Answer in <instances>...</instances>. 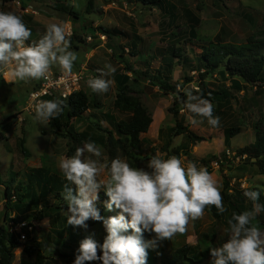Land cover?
<instances>
[{
    "label": "rangeland",
    "instance_id": "obj_1",
    "mask_svg": "<svg viewBox=\"0 0 264 264\" xmlns=\"http://www.w3.org/2000/svg\"><path fill=\"white\" fill-rule=\"evenodd\" d=\"M19 1L24 2V6L16 1L3 3L0 0V11L12 12L19 16L31 30L32 35L25 42L26 46L37 42L50 23L63 24L71 33L66 39L72 36V30L79 33L84 31L86 34L85 42L70 43V50L76 52L78 57L73 63L72 71L86 69L81 87L91 98V103L89 110L81 118L71 120V132L80 134L93 127L95 122L106 130H113L114 124L123 117L113 108L120 73L129 76L128 86L138 95L150 114L152 123L147 133L140 135L139 150L126 145L125 151L116 148L115 153L111 155L109 145L104 139L105 134L94 127L96 130L92 131L94 137L98 136V133L103 135L102 140L94 138L92 141L101 149L103 153L101 159L111 161L120 158L126 160L132 167L144 168L154 155H163L164 158L175 155L185 164L187 161H193L198 167H207L220 186V191L224 190V182H227L229 188L258 190L264 197V175L254 160H247L245 155L237 154V150L254 142L255 126L264 123V83L256 86L241 83L242 89L237 91L231 84L234 78L222 76L217 72L207 75L205 81L208 87L226 95L223 101L212 103L213 115L220 118V126L213 128L206 119L189 112L185 104L179 109L177 117H174L169 108L177 95L160 90L142 74L146 69L152 75L159 72L170 83L176 85L178 92L185 89L194 92L198 89L201 73L195 61L201 52L200 46L216 37L224 43H245L250 35L264 29V0H165L167 6L174 7L176 21L173 22H169V15L164 17L158 9L144 6L137 0H92L93 13L85 12L88 0ZM56 1L73 7L79 13V18L75 20L67 14L53 10L51 5L57 3ZM192 24L197 25V37L191 41L188 33ZM99 28L108 30L116 28L125 36H112L108 39L98 30ZM74 45L77 48H74ZM178 47L183 50V58L180 61L178 58H172V63L169 64L172 49ZM108 64L116 69L114 74L103 77L112 81L109 90L104 93L92 92L87 81L101 76V70ZM164 68H169V72L162 70ZM58 69L54 66L51 71ZM128 69L138 74L133 75ZM3 74L8 81L7 71L1 70L0 223L5 212L6 186H10L12 190L20 183L22 185L20 193H25L28 190L29 172L40 167L47 168L51 173L64 178L58 168L60 160L75 155L77 148L89 142L74 141L67 134L58 136L50 120L37 121L35 112L25 110L28 95L37 88L40 80L6 83ZM188 77L192 81L186 82L185 78ZM64 114L63 109L62 120L65 119ZM18 115L21 119L17 118ZM192 118L198 123L191 124ZM176 122H180L182 126L205 140L193 144L186 141L182 135H175ZM228 128H239V131L225 141L224 130ZM22 137L29 153L27 157L20 152L19 139ZM89 155L85 153V157ZM204 161L209 162L207 166H204ZM32 188H35V185H32ZM11 199L14 202L13 196ZM39 204L37 209L29 205L28 212L21 217L14 211L7 212L8 220L21 218L22 220L16 222L24 221L32 226L31 231L26 230V240L13 250L11 264H38L36 262L38 254L43 257L42 264H73L68 258L60 257L56 251L59 249L62 252H69L74 244L81 242L75 240L70 243L65 233L62 237L57 236L56 230L65 229L63 226L67 224V215L64 216V221L62 218L59 219L61 216L53 214L41 222L33 219L27 221L29 218L27 215H33L40 210L41 201ZM252 208L253 203L250 201L245 211ZM111 213L112 210L107 211L103 217L108 218ZM219 215L221 218L217 221L206 206L203 217L190 221L184 234H176L171 240H160L157 243L159 255L186 244L194 246L197 251L205 249L211 243L214 247L221 246L228 237L226 231L228 219L226 211ZM262 220L264 221V211L256 215L253 223L260 229L261 239H264V225H258ZM89 222L90 220L86 221ZM81 235L83 239L92 238L102 244L107 232L103 222H99L93 226L89 225ZM23 247L35 248L36 254L31 257L23 254ZM211 260V256H208L201 264H211Z\"/></svg>",
    "mask_w": 264,
    "mask_h": 264
},
{
    "label": "clouds",
    "instance_id": "obj_2",
    "mask_svg": "<svg viewBox=\"0 0 264 264\" xmlns=\"http://www.w3.org/2000/svg\"><path fill=\"white\" fill-rule=\"evenodd\" d=\"M31 35L19 16L0 11V70L7 71V82L48 79L54 66L71 74L78 57L70 50L66 36L71 33L63 24H48L39 40L26 46ZM115 71L112 65H105L101 76L87 81L88 87L94 93L107 92L112 81L103 77ZM183 91L189 112L206 119L213 128L220 126V118L213 115L209 100L191 90ZM63 104L64 100L59 98L39 101L34 105L35 119L49 121L58 117L63 113ZM190 123L195 125L198 121L192 118ZM85 153L90 155L85 157ZM102 155L95 142L89 141L58 164L67 181L62 194L67 205V224L86 228L89 219L102 221L107 232L100 245L92 238L83 239L73 264L97 260L101 264H147V249L151 245L184 234L190 221L203 217L206 206H214L219 214L226 211L217 181L193 161L185 164L175 155H154L144 168H139L120 158L103 160ZM100 190L108 198L105 208L119 210L116 216L100 215L96 207ZM243 195L253 203V208L232 213L227 220V239L221 246L209 248L211 264H264V239L253 223L256 215L264 211V205L259 203V191L246 190ZM144 232L154 234V240L146 242Z\"/></svg>",
    "mask_w": 264,
    "mask_h": 264
},
{
    "label": "trees",
    "instance_id": "obj_3",
    "mask_svg": "<svg viewBox=\"0 0 264 264\" xmlns=\"http://www.w3.org/2000/svg\"><path fill=\"white\" fill-rule=\"evenodd\" d=\"M4 2L16 1L21 6H24V2L19 0H1ZM140 4L148 7H154L158 9L162 16L169 15V22L176 21V16L174 14V7L167 6L165 0H137ZM57 3L51 5V8L55 11L67 14L73 19L77 20L79 18V13L74 10L73 7L69 6L66 3ZM93 3L92 0H88L85 7L86 13H93ZM197 25L189 26V37L191 41L197 37L196 32ZM101 33L106 35L108 39L112 36H125V34L116 29L112 28L110 30L106 28L98 29ZM85 32L81 33L76 30H72V36L69 38L70 43H84L85 42ZM190 40V39H189ZM74 48H77L74 45ZM201 52L196 56L197 64L196 67L201 73L199 74V92L196 90L194 94L200 95L202 98L209 100L211 103L216 101H223V98L226 97L224 93L219 91L212 90L208 87L207 82L205 81L206 76L212 74L213 72L220 73L222 76H227L229 78H234L231 82L237 91H240L242 88L241 83L246 85L256 86L258 84L264 83L263 70H264V29L261 31L250 35L245 43L242 44H231L224 43L220 41L217 37L214 40L208 41L206 44L200 46ZM171 57L168 59L169 64L172 63V58H183L182 48H173L171 51ZM167 60V61H168ZM168 64V63H167ZM169 64L167 66H169ZM170 68V66H169ZM169 68H164L166 73L169 72ZM132 74L137 75L138 73L134 70L128 69ZM158 72V71H157ZM141 73V72H140ZM143 76L148 78L150 82L156 84L158 88L165 92H171V94L177 95L172 106L169 108V111L177 117L179 109L183 106L186 96L184 91L178 92L176 90V85L170 83L165 76L159 74L156 75L150 74L148 69L142 72ZM129 76L124 73L118 75L117 91L113 100V108L115 111L123 115L122 119L116 122L113 126V130H106L102 128L98 122L93 123V127L87 128V130L82 131L80 134H74L70 131V122L71 120H76L81 118L86 111L90 108L91 98L85 91H79L64 101L63 109L65 110L64 120H62V114L54 119H50L52 125L55 128V134L62 136L67 134L70 139L74 141H93L94 138L102 140L103 135L97 134L98 136L94 137L92 131L94 127L97 131L104 133V139L109 145V152L111 155L115 153L116 148H120L125 151V146L128 145L132 149H138L141 145L140 135L145 134L148 131L150 124L152 123V118L147 112L146 108L142 105L138 95L132 91L128 86L127 81ZM186 82L192 81L191 78H185ZM96 106V104H94ZM239 131V128H228L224 130V139L229 140L235 136ZM175 135H182L185 137V140L196 144L202 142L205 139L201 136H196L188 128L181 125L180 122H176L174 127ZM255 137L254 142L248 146L243 147L240 150H237L239 156H246L247 160H254L256 166L259 168V171L264 175V123L257 124L255 126ZM3 138V137H2ZM20 152L24 157L29 156L27 149L25 148L24 137L19 139ZM73 152V150H71ZM209 162L204 161V166H207ZM207 168V167H206ZM67 181L61 176L51 173L47 168H36L32 169L28 175V190L25 193H20L22 191V185L18 183V186H15L10 190V186L5 187L4 192V216L2 217L0 223V264H11L13 259V250L17 249L21 242L19 241L18 236L9 233L7 220H8V211H14L17 213L18 217L23 216L28 212L30 208L29 205H32L34 209L40 205L41 201L42 206L40 210L33 215H27L28 220L31 219L41 222L44 219L48 218L49 215H55L57 217L61 216L64 221V216L67 215V205L62 198L64 191V185ZM32 185H35V188H32ZM227 190H231L229 192ZM246 190H238L236 188H229L227 182H224V190L221 191L223 197V203L226 208L227 219H229L232 213L240 214L247 209L250 201L243 195ZM258 191V190H256ZM12 193V194H11ZM19 193V194H18ZM260 193L259 203L264 205V197ZM12 196L14 197V202L12 201ZM107 196L104 191L98 193V199L96 201V207L99 209L100 215L103 217L104 213L107 210L105 208V202L107 201ZM207 209L211 212L214 218L218 221L221 216L214 206H207ZM119 210L113 207L112 213L109 217L116 216ZM59 215V216H58ZM21 218H17L14 221H20ZM90 222L86 223L87 227L82 228L80 226H71L66 224L65 229L56 230V234L59 237H62V234H66V239L68 241L74 242L75 240H83V235L81 232L87 230V228L93 225H96L102 221H93L89 219ZM264 225V221H260L258 225ZM81 232H79V231ZM131 230H129L130 234ZM143 239L146 242H151L154 240V234L150 232H144ZM31 242L33 240L31 239ZM156 241L154 245H151L148 249L147 264H201L204 259L210 256L209 248L214 247L213 244H209L205 249L197 251V249L189 244L177 247L169 253H162L159 255L160 251L157 247ZM100 245V242H97ZM73 249L69 252H62L57 249L59 256L62 258H68L71 263H73L75 256L78 254L77 249L79 244H74ZM23 254L31 257L35 255V248L23 247ZM97 255H101L100 248L97 249ZM159 256V257H158ZM36 259L38 264H42L43 257L41 254L37 255ZM85 264H101L99 260L85 262Z\"/></svg>",
    "mask_w": 264,
    "mask_h": 264
},
{
    "label": "built area",
    "instance_id": "obj_4",
    "mask_svg": "<svg viewBox=\"0 0 264 264\" xmlns=\"http://www.w3.org/2000/svg\"><path fill=\"white\" fill-rule=\"evenodd\" d=\"M1 71V70H0ZM85 68L78 71H72L71 74H64L59 69L51 71L50 78L41 79L36 89L28 95V102L25 110L34 113V105L39 101L53 99H63L66 101L72 94L83 91L81 84L83 82ZM9 233L18 236L20 242L26 240L27 231L32 230V226L27 222H16L13 219L7 222Z\"/></svg>",
    "mask_w": 264,
    "mask_h": 264
},
{
    "label": "crops",
    "instance_id": "obj_5",
    "mask_svg": "<svg viewBox=\"0 0 264 264\" xmlns=\"http://www.w3.org/2000/svg\"><path fill=\"white\" fill-rule=\"evenodd\" d=\"M3 80H4L6 83H8V82L5 80V78H4V74H3ZM13 82H14V81H13ZM11 83H12V82H11ZM17 118H18V119H21V118H20V115H18Z\"/></svg>",
    "mask_w": 264,
    "mask_h": 264
}]
</instances>
